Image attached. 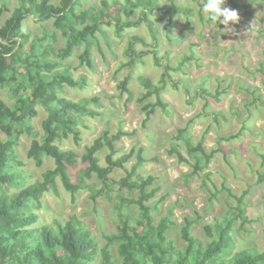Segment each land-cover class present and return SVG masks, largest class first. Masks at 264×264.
I'll use <instances>...</instances> for the list:
<instances>
[{"label": "trees", "instance_id": "1", "mask_svg": "<svg viewBox=\"0 0 264 264\" xmlns=\"http://www.w3.org/2000/svg\"><path fill=\"white\" fill-rule=\"evenodd\" d=\"M86 1L19 0V4L10 9L7 0H3L0 5L1 20L5 12H10L0 22V84L10 88L14 99L12 104L0 101V130L6 135L5 139L0 137V264H264V251L254 247L235 249L234 231L251 222L247 202L250 188L236 193L223 184L222 188L234 203L211 225V238L201 240L195 235L194 228L202 219L196 212L194 217H184L180 229L182 244H178L170 235L178 225L171 217L174 206L170 205L161 214L160 203L165 196L156 198L160 187L154 185L156 177L139 171L147 161L144 146L137 148V144H133L127 151L118 146L124 136L135 134V131L125 130L119 123L115 132L109 126L100 131L83 147L81 154L62 147L61 144L71 137L76 144L81 142V127L88 126V117L104 116V112L97 109L101 107L100 96L84 91L90 85L89 77L82 73L75 76L66 60L76 46L84 45L86 50L80 53L82 63L98 72L91 48L94 42L98 43V34L106 27L113 26L116 33H120L146 20L152 33V51L142 49L141 44L146 42L143 35L133 34L127 38L124 58L113 73L117 81L116 95L125 96V104L134 99L133 84L137 82L140 86L136 101L145 114L143 124L150 121L158 108L169 113V104L163 96L167 86L182 87L188 94L213 96L218 102L225 93L221 86L211 92L204 87V82L199 88H192L190 80L173 76L184 71L187 59L195 61L192 49L190 56L182 58L177 65L172 64L175 56L168 51L160 53L158 29L148 13H164L168 18L164 30L168 33L177 15L190 18L195 13L194 7L187 2H174L169 10L158 0H135L133 3L126 0L127 13L122 16L120 6L123 2L113 0L110 3L116 4L108 2L99 8H88ZM231 1L237 8V1ZM137 8H140V15L133 19L131 16ZM261 14L258 28L264 27V9ZM28 16L39 21L53 20L54 27L61 30L66 39L65 46L55 50L48 39L51 36L56 41V38L47 29L28 42L29 32L23 27ZM197 17L209 21L202 13ZM107 43L111 47V43ZM148 58L152 59L154 67L162 69L157 79L139 69V65L145 68ZM66 88L79 90L81 96L67 94ZM255 92L251 91L252 98L244 105L248 115L243 119L239 133L249 130L252 108L264 106L263 97ZM38 105L46 113L42 133L30 145L27 157L37 167H42L47 160L53 165L46 168L40 178L27 183L28 173L19 167L21 161L15 148L20 134L36 135L32 120L39 114ZM208 105L209 102L205 107ZM203 114L200 112L197 116ZM220 114L215 113L217 117ZM197 116L189 118L185 126L172 135L173 142L168 149L178 163L191 167L184 173L186 180L201 174L208 178L210 172L203 171L209 167L216 152L208 151L202 139L197 143L192 141L190 127ZM239 133L230 136H239ZM134 156L136 161L129 167ZM80 160L86 165L73 173ZM117 170H123L125 174L116 178ZM260 180L264 181L263 174ZM60 187L70 193L72 200L76 199L77 193L88 191L94 206L102 196L113 201L116 231H103L104 242L99 244L77 214L42 221L38 209L43 198L48 192L58 194ZM216 196L217 192L212 193V197Z\"/></svg>", "mask_w": 264, "mask_h": 264}, {"label": "rangeland", "instance_id": "2", "mask_svg": "<svg viewBox=\"0 0 264 264\" xmlns=\"http://www.w3.org/2000/svg\"><path fill=\"white\" fill-rule=\"evenodd\" d=\"M113 0H87L85 6L99 8ZM123 4L120 6L122 16L126 15V0H114ZM135 0H132V3ZM238 6L231 0H227L222 7L234 9L238 13V21L230 22L228 26L213 24L211 21L198 19L200 13L207 17L202 11V0H158L159 4L171 10L173 3L191 5L195 13L186 18L183 14L176 16L168 33L164 25L168 18L164 13L155 15L148 13L155 22L160 37V53L168 51L175 56L173 65L186 56H190L193 50L194 59H187L184 71L175 73V78H185L191 81V87L199 88L201 82L211 92L221 86L225 93L221 95L222 100L216 101L213 96L197 95L186 93L182 87H169L163 92L168 102L169 113L157 109L150 121L143 124L144 112L141 104L136 98L140 91L137 82L133 84L135 93L134 99L125 104V96L116 95L117 81L113 73L120 60L124 58V48L127 38L133 34L143 35L146 42L141 44L142 49H154L152 33L146 20H142L138 26L123 29L116 33L115 27H106L102 34H98V43L95 42L91 48V57L94 60L98 72L90 70L86 63H82L80 55L86 47L76 46L70 58L66 60L70 71L75 75L86 74L90 79L87 91L91 95L100 96L101 107L97 108L104 112V116L88 117L86 126L81 127L82 140L76 144L72 137L65 140L61 145L64 148H72L80 154L83 147L99 134L100 131L109 126L115 132L117 125L123 124V128L135 131V134L127 135L118 142L123 151H127L133 144L144 146V156L147 161L140 167L143 175L153 174L156 177L154 185H159L157 197L165 196L160 203L161 214L173 205L172 219L177 221L174 230L170 232L178 244H182L180 229L185 216L194 217L196 212L202 215V219L194 228V233L201 240L211 238V225H214L216 218L220 217L229 205L234 203L227 191L222 188L223 184L231 187L236 193L250 188L247 195L249 203L248 214L251 222L244 225L239 231H234L235 249L254 247L264 251V181L260 176L264 175V106L252 108V115L249 117V130L239 133L243 119L248 115L244 105L252 98L251 91L264 99V27L258 28L261 12L264 9V0H236ZM247 1V2H246ZM3 0H0V5ZM10 9L19 4V0H7ZM58 3L59 0H53ZM116 4V3H110ZM5 12L3 19L9 16ZM140 15V8L135 9L133 19ZM222 25V26H221ZM25 30H28V42L36 39L47 29L48 33L56 38L52 40L49 36L48 42L53 43L55 50L66 44V39L53 25V20L39 21L33 16H28L23 23ZM50 35V34H48ZM180 36V37H179ZM173 37H179L174 40ZM111 43L109 47L107 42ZM146 44V45H145ZM81 53V54H80ZM151 54V53H150ZM145 65H139V69L149 76L159 78L161 68L153 66L152 59L148 58ZM263 66V69L261 68ZM208 76L205 80L204 77ZM67 94L73 97L81 96L77 89L66 88ZM83 91V92H84ZM200 93V91H197ZM194 96V98H192ZM0 101L12 104L14 99L8 86L0 84ZM209 105L205 107V104ZM39 114L32 120L36 135L26 132L20 134L16 153L21 161L19 167L28 173V182H33L41 177V173L48 167H52L50 160L45 161L42 167H37L32 159L27 157V151L38 136L42 133V120L45 118V110L41 105L37 106ZM238 112L235 113V110ZM200 112L204 114L200 117ZM216 112L221 114L217 117ZM197 116L191 124L190 134L192 141L197 143L200 139L208 151L215 150V155L209 167L203 171L210 172L208 178L203 174L191 177L186 180L184 173L191 170L185 163H178L174 154L168 149L173 142L172 135L179 128L184 127L189 118ZM239 133V136L230 135ZM0 137L6 135L0 130ZM185 153V148L182 149ZM136 161L134 156L129 162L130 167ZM86 163L79 161L72 171L84 167ZM124 171L117 170L115 177L124 175ZM75 180V176H73ZM206 181L207 184H204ZM212 197V193H216ZM88 191L77 193L76 199L72 200L69 192L60 187L59 193L48 192L43 198V204L38 209L42 221L52 217L67 218L71 214H77L85 222L92 236L99 244L104 242L102 232H115L117 216L113 209L114 202L102 196L98 199L97 205L89 198Z\"/></svg>", "mask_w": 264, "mask_h": 264}, {"label": "clouds", "instance_id": "3", "mask_svg": "<svg viewBox=\"0 0 264 264\" xmlns=\"http://www.w3.org/2000/svg\"><path fill=\"white\" fill-rule=\"evenodd\" d=\"M226 2L227 0H202V11L213 24L228 26L230 22L238 21V13L234 9L222 7Z\"/></svg>", "mask_w": 264, "mask_h": 264}]
</instances>
